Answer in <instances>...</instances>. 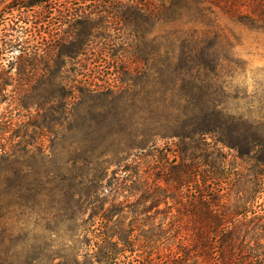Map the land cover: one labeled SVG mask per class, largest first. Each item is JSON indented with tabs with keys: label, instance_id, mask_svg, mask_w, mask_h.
I'll use <instances>...</instances> for the list:
<instances>
[{
	"label": "rangeland",
	"instance_id": "1",
	"mask_svg": "<svg viewBox=\"0 0 264 264\" xmlns=\"http://www.w3.org/2000/svg\"><path fill=\"white\" fill-rule=\"evenodd\" d=\"M162 2L158 15L112 9L80 25L50 20L55 13L41 7L10 12L21 30L12 31L14 42L40 50L21 55L20 45L8 53L11 96L0 103V264H144L147 249L133 244L141 231L127 225L136 213L104 218L102 210L112 207V196H104L109 179L148 149L174 148L179 133L194 135L201 111L213 105L236 119L240 133L252 124L264 133V34L228 22V38L220 41L217 17L184 0ZM217 135H202L204 152L217 147L212 157L234 178L232 202L248 206L253 172ZM186 142L188 155L201 152ZM165 207L148 212L155 227ZM174 232L163 235L173 243L163 244L164 253L177 246Z\"/></svg>",
	"mask_w": 264,
	"mask_h": 264
},
{
	"label": "trees",
	"instance_id": "2",
	"mask_svg": "<svg viewBox=\"0 0 264 264\" xmlns=\"http://www.w3.org/2000/svg\"><path fill=\"white\" fill-rule=\"evenodd\" d=\"M7 1L0 0V103L11 96L7 92L11 83L8 53L21 45L14 42L17 37L13 38L12 31H21L9 16L13 10L25 13L27 9L41 7L49 14L55 13L50 20L73 22L75 25L91 22L95 13L112 9L150 11L156 15L165 10L162 0ZM184 4L201 14L217 17L220 27L215 38L220 41L228 38L223 26L228 22L264 34V0H184ZM42 18L36 16L37 20ZM19 50L21 55H29L36 54L40 47L28 44L21 45ZM226 113L221 105L211 106V112L201 111L193 129L194 135L179 133L174 148L173 145H165L148 149L139 156V160L125 164L121 174L110 178L104 187L105 190L110 189L104 196H112V207L102 210L104 218L120 212L136 213V220L127 225L130 230L135 227L141 231L140 239H135L133 244L142 252L143 247L147 249L144 264H264V200L259 201L264 197V133L260 134L253 124L240 133L241 125H235L234 117L226 118ZM207 133L220 134L217 135L218 140L233 148L237 158L247 159L256 185L250 205L232 202L229 185L234 178L212 157L216 146L212 147L213 153L204 152L209 143L202 135ZM187 138L196 143L200 153L187 154ZM3 150L1 144L0 151ZM76 192V196L81 194V191ZM162 203L166 205L163 209L165 217L155 227L148 212ZM168 213H171L170 217ZM96 214L93 212L92 216ZM167 219L168 223L163 225ZM147 225L152 227L150 232L144 231ZM167 229H173L174 237L179 238L170 253L163 252V244H173L169 241L172 237H163ZM124 242L131 243L126 237ZM98 262L102 263L104 259ZM114 264L117 263L114 261Z\"/></svg>",
	"mask_w": 264,
	"mask_h": 264
}]
</instances>
